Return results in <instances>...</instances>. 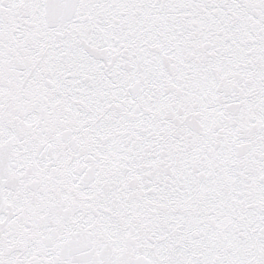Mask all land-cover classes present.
<instances>
[{
	"label": "snow or ice",
	"instance_id": "1",
	"mask_svg": "<svg viewBox=\"0 0 264 264\" xmlns=\"http://www.w3.org/2000/svg\"><path fill=\"white\" fill-rule=\"evenodd\" d=\"M0 264H264V0H0Z\"/></svg>",
	"mask_w": 264,
	"mask_h": 264
}]
</instances>
